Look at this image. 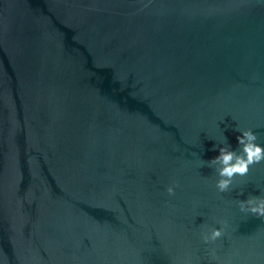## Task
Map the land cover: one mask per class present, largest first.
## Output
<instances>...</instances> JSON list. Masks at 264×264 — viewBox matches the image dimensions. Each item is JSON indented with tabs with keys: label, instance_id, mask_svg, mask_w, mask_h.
<instances>
[{
	"label": "water",
	"instance_id": "95a60500",
	"mask_svg": "<svg viewBox=\"0 0 264 264\" xmlns=\"http://www.w3.org/2000/svg\"><path fill=\"white\" fill-rule=\"evenodd\" d=\"M234 128L264 146L258 0H0V264H264V161L202 163Z\"/></svg>",
	"mask_w": 264,
	"mask_h": 264
},
{
	"label": "clouds",
	"instance_id": "9594fccd",
	"mask_svg": "<svg viewBox=\"0 0 264 264\" xmlns=\"http://www.w3.org/2000/svg\"><path fill=\"white\" fill-rule=\"evenodd\" d=\"M258 3L264 5V0H258ZM238 132L236 136L237 149L233 150L227 144V138L221 133L219 139H215L213 149L218 154L207 161H202L207 167L215 172V189L219 193L228 192L233 184L235 176H245L250 166L264 161V146L257 143V135L252 130L234 128ZM219 145V146H217ZM169 196L175 194L173 186L166 189ZM241 191L238 195H242ZM237 207L240 213L253 215L264 220V196L249 195L245 200H237ZM218 227H205L200 232V239L204 245L215 244L216 241L225 236L227 222H217ZM212 258L216 256V249H207Z\"/></svg>",
	"mask_w": 264,
	"mask_h": 264
}]
</instances>
